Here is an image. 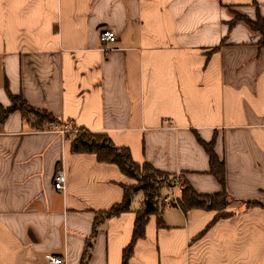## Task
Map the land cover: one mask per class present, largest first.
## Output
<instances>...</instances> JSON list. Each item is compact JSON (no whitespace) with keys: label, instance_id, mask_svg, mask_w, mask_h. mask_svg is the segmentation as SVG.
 I'll return each mask as SVG.
<instances>
[{"label":"crops","instance_id":"0c3cea01","mask_svg":"<svg viewBox=\"0 0 264 264\" xmlns=\"http://www.w3.org/2000/svg\"><path fill=\"white\" fill-rule=\"evenodd\" d=\"M237 11L264 17V0H0V102L19 95L73 124L36 127L20 110L0 124V264H51L47 253L124 263L143 193L95 232L96 214L136 180L73 152L77 128L202 195L224 190L202 141L224 164L230 215L185 213L181 188L165 185L128 264H264V49ZM104 28L118 36L109 51ZM58 166L65 191L53 186Z\"/></svg>","mask_w":264,"mask_h":264},{"label":"trees","instance_id":"16d2710c","mask_svg":"<svg viewBox=\"0 0 264 264\" xmlns=\"http://www.w3.org/2000/svg\"><path fill=\"white\" fill-rule=\"evenodd\" d=\"M236 20H243L251 27L255 32L261 35V39L258 42L260 49H264V17L260 14L257 15L255 20H252L247 15H237ZM13 105L11 107H5L0 102V124H3L10 117L11 112L20 110L22 116L29 121L33 122L36 127L45 126L47 124H62L63 121L58 117L52 115L46 110H37L32 108L27 101H24L22 96H12ZM45 124V125H44ZM65 124L73 126L70 122ZM78 130H71V143L72 151L75 153L90 152L96 155L101 162L111 163L118 165L121 171L130 178L136 180V183L131 185H124V197L121 203H117L108 210H102L96 214L95 220V232L96 225L104 218L116 216L122 212L130 210L133 197L140 191L143 193L142 207L136 211L137 218L134 225L133 239L130 245L124 250L123 264H128L129 257L133 254L135 242L139 238L145 236V226L152 214L159 215L160 213V197L161 189L173 178L168 173L156 170L150 163L141 165L137 163L133 156H131V150L127 147H120L112 142L111 138L106 133H94L87 128H77ZM205 149L210 155V168H212L213 174L224 185V190L219 194H199L190 183H187L182 178L179 179L181 183V194L178 197V204L181 209L186 213L190 209H210L219 212L215 220L220 217H227L230 214L224 210L229 206L231 197L225 189V168L223 162L217 156L214 151L213 144L202 141ZM157 185H160L157 187ZM255 202H249L247 205H255ZM214 220V221H215ZM161 218L158 219V223L161 226ZM90 243V242H89Z\"/></svg>","mask_w":264,"mask_h":264},{"label":"built area","instance_id":"2783aa9c","mask_svg":"<svg viewBox=\"0 0 264 264\" xmlns=\"http://www.w3.org/2000/svg\"><path fill=\"white\" fill-rule=\"evenodd\" d=\"M117 38H118L117 33L113 29L104 28L99 33V40H101L102 43L104 44V46L102 47L104 51H109L111 48V44L117 41ZM55 129H60L63 133L70 130L66 124H60V125L56 124ZM55 173L56 174L54 176V181H53L54 188H56L57 190L59 189L65 191L67 189L66 188L67 173H65V170L60 166L57 167ZM164 202L167 203L168 205L172 204L171 199H169L168 197L164 198ZM45 258L51 264H68V262L64 257L57 256L52 253L45 254Z\"/></svg>","mask_w":264,"mask_h":264},{"label":"rangeland","instance_id":"374dc122","mask_svg":"<svg viewBox=\"0 0 264 264\" xmlns=\"http://www.w3.org/2000/svg\"><path fill=\"white\" fill-rule=\"evenodd\" d=\"M237 15H243V14H241V12L240 11H237L236 12V16ZM182 176H175V178L173 177V178H170V180L169 181H166V185H173L172 183H174V184H177L176 186H178L179 188H181V183L179 182V179L181 178ZM136 183V182H135ZM160 185H157V187H159ZM138 198V197H137ZM136 198V199H137ZM162 198V195H161V197H160V199Z\"/></svg>","mask_w":264,"mask_h":264}]
</instances>
